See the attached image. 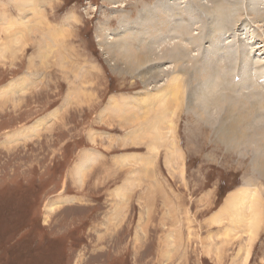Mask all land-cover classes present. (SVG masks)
I'll return each mask as SVG.
<instances>
[{
	"label": "rangeland",
	"instance_id": "374dc122",
	"mask_svg": "<svg viewBox=\"0 0 264 264\" xmlns=\"http://www.w3.org/2000/svg\"><path fill=\"white\" fill-rule=\"evenodd\" d=\"M215 1L0 0V264H264V173L234 123L251 124L263 86L242 91L239 66L232 101L211 106L238 114L192 111L207 46L223 47L217 67L238 55L264 71V4L223 0L233 20H202ZM175 2L202 51L177 29L154 44L160 61L127 73L117 45L136 49L153 9ZM173 79L180 95L164 91ZM244 186L255 208L236 226Z\"/></svg>",
	"mask_w": 264,
	"mask_h": 264
},
{
	"label": "bare ground",
	"instance_id": "6f19581e",
	"mask_svg": "<svg viewBox=\"0 0 264 264\" xmlns=\"http://www.w3.org/2000/svg\"><path fill=\"white\" fill-rule=\"evenodd\" d=\"M254 1L255 0H245L244 4L246 7H248L249 5L253 4ZM258 2H260L261 4H264V0H258ZM176 5H177V2L173 3L172 6H170V7H166V9H164V7H162V5L156 6V10L153 9V12L154 11H156V12L161 11V12L154 14L152 18H148L145 21L146 27L144 28V31H142V35H140V36L137 35V36H139L138 38H141V41H140L141 44H140V46H138L139 48L137 47L136 49H132V48L130 49L129 48L130 43L125 41L124 37L122 39L123 41L119 45H117V47H120L123 50L121 52L126 54L127 56L122 55V54L121 55L125 56L126 60H129V63H127V62L125 63V65H126L125 69H126L127 73L133 74V72L142 70L144 67L153 64L155 61H160L158 58V55H156L157 51L154 49V44L164 40L167 37H172V36L174 37L177 29L183 35L182 40H183V44H185L186 47L195 48L196 49L195 51H197V50H199L200 52L202 51V48L206 45V39L203 36H201L200 38L193 40L192 36L186 32L185 26L180 25V18H178V14L176 16V13H178V11L176 9ZM242 7H243V2H242ZM244 13H245V11H244ZM259 13H260V11H258L257 14H259ZM198 14L203 15L202 20H204V21L210 20L213 23H214V21H220L221 23H228L236 17L234 14H232L228 11L227 5L223 2V0H216L213 5H209V6L204 7L202 12H200ZM186 18H187L186 24H189L192 21L193 13L189 12L187 14ZM161 19H164L163 23H168V28L167 29L165 28V31L162 30V28H164V27H162V23L160 24ZM159 24H160V27H158ZM219 28H220V30H224L226 28V24L225 25L224 24L219 25ZM121 31H127V28L122 29ZM118 34H119V32H118ZM154 36L156 37V39L153 41ZM233 45L235 48L238 47V49H241L239 40L236 41ZM159 47H161V46H159ZM2 53H1V55H3ZM221 53H224L223 47L221 44H212L210 46H207L204 50L203 63L205 65L206 69H208L210 71V74L206 79H204L198 83V85L196 87V91H197L198 96L195 99L194 106L192 107V111H194V108L199 110V113H195V115L197 114L201 119H203L204 122H206L207 119L211 120L214 118H218L222 112H224L225 115L229 112V111L222 110V108L212 110L211 106L216 101L220 106H222L223 103H220V100L221 101L223 100L226 102L232 101L230 98L231 96L228 94H225L224 92L230 86L229 80L230 81L237 80L236 79L237 78L236 69L239 66H241L240 81H241V85H242V91L254 90L255 92L253 94H249V95H252L251 96L252 99L257 96L256 91H259L261 86H263V88L261 90L264 93V71H260V64H262V63L256 62L255 63L256 68H257L256 71L255 72L253 71L252 73L249 74L247 63L242 62L243 59H242V61H240L238 55L232 57V54H231V57L235 63H234V66H231L230 70H227L225 68V66H226L225 64L220 66V67H217V65L220 61L219 55ZM155 59H157V60H155ZM254 62H255V60H254ZM199 63H200V60L198 59V65H199ZM263 65H264V63H263ZM112 67H113V65H112ZM154 67L157 68L156 65H154ZM201 69L203 71H206L203 68H201ZM145 73H147V72H145ZM14 82H16V81H13V83ZM174 82H175V79L171 80V84L164 91L167 92V90H174V95H176V94L180 95L181 94V91L179 90L180 86H179V84H174ZM237 82H238V80H237ZM220 89H222V90L220 91ZM218 91H220V92L218 93ZM160 95H162V94H160ZM225 95H227V96H225ZM163 100L164 99H162L161 102H163ZM250 105L252 106L251 115H252V119H253L251 124L245 125V124H243V122L240 119H236V118L234 119V123L237 125V127H239V129L243 133L248 134V130L251 131V135H249V137H250V139L254 140V144H255V150H254V153L256 154V157L254 159L255 167L259 171L264 173V157H263V151H262V148L264 146V116L261 115L262 113H264V97L261 101L257 100L256 102H250ZM232 112L234 114H238V112L236 110L230 108L229 115L230 114L232 115ZM216 122H217V120H216ZM216 122L211 121V124H216ZM39 124L40 123H37V125H39ZM208 124H210V123L208 122ZM35 126L36 125H34V127H32L33 130L35 128H37V126L36 127ZM259 139H261V143H260ZM83 166H85V165L83 164ZM79 168H80V165H79ZM81 172H83V170ZM242 189H241V191H238L240 193L238 194V197L236 196L234 201H233V199H230V202L231 201H233L232 203L236 202V204L238 206V212L242 215L240 218L237 216V219H236L237 224L235 223L236 226L238 225V223H243L246 220V216L243 214L244 211H248L249 209L255 208L254 206L250 205L251 204L250 198L252 196V193L250 191L246 190L245 186ZM237 199H242V200L237 201ZM53 207H49L48 211L53 212ZM227 211H228V209H227ZM250 218H251V221H250V240H253L255 238V233H256L257 229L259 228L261 219L259 216H254L253 219H252V217H250ZM215 219H217V218H215ZM219 219L221 220V218H219ZM249 254H250V250L247 249L244 261L247 262Z\"/></svg>",
	"mask_w": 264,
	"mask_h": 264
}]
</instances>
